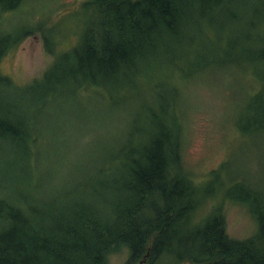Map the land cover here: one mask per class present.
I'll use <instances>...</instances> for the list:
<instances>
[{"label":"trees","instance_id":"obj_1","mask_svg":"<svg viewBox=\"0 0 264 264\" xmlns=\"http://www.w3.org/2000/svg\"><path fill=\"white\" fill-rule=\"evenodd\" d=\"M24 1L0 0V19L17 12ZM199 1L204 2L89 1L94 7L93 11L85 8L91 16L82 37L57 56L39 81L26 87L28 94L44 100L68 86L78 93L97 89L112 102L135 91L144 79L153 83L158 107L144 108V115L136 113L120 151L104 163L115 165L116 175L112 166L109 175L103 165L88 185L80 183V189L52 195V200L49 196L48 201L26 194L29 187L36 190L37 184L44 186L46 181L34 183L23 168L12 184L1 186L0 193L3 187L6 192L0 195V264H103L106 254L120 244L129 249L127 264H158L163 256H168L167 262L174 256V264L180 251L193 264H264V195L248 185L236 182L226 196L247 205L257 219L254 236L230 238L219 209L202 223L191 224L196 223L192 217L203 203L204 188L194 185L182 169L183 126L173 105L179 92L172 83L179 78L189 81L191 73L196 77L211 67L194 61L183 70L163 63L159 47L166 33L173 34L184 21L194 23L187 11ZM12 37L0 32V60L22 38ZM44 39L47 52L53 53ZM256 58L262 67V74H257L262 86L238 120L244 135L264 134V48ZM13 83L0 71V143L10 140L19 146L22 150L8 159L25 165L34 136L26 127L27 112L10 92ZM14 191L20 195L15 200L10 196Z\"/></svg>","mask_w":264,"mask_h":264},{"label":"rangeland","instance_id":"obj_2","mask_svg":"<svg viewBox=\"0 0 264 264\" xmlns=\"http://www.w3.org/2000/svg\"><path fill=\"white\" fill-rule=\"evenodd\" d=\"M89 1L25 0L17 12L0 19V32L14 35V40L22 36L1 58L0 71L14 82L10 92L27 112L26 127L34 136L25 165L8 159L22 150L19 146L10 140L0 143V188L12 184L23 168L34 183L46 181L36 190L29 187L26 194L48 201L49 196L52 200V195L80 189V183L88 185L103 165L109 175L112 166L116 175L115 165L104 163L120 151L136 113L144 115V108L158 107L155 87L144 79L135 91L112 102L97 89L78 93L68 86L44 100L28 94L26 87L39 81L57 56L82 37L91 16L85 8L94 7ZM203 1L187 11L194 23L184 21L173 34L164 35L161 61L183 70L194 61L211 67L196 77L191 73L189 81L179 78L172 83L179 92L173 105L183 126L182 169L194 185L204 188L203 203L192 217L196 223L191 224L202 223L219 209L227 235L245 240L258 232V221L247 205L230 200L226 192L239 182L264 195V134L244 135L237 126L249 99L262 86L256 57L264 48V0ZM4 192L3 187L0 195ZM10 196L15 200L20 195L14 191ZM108 196L113 198L114 193ZM183 255L180 251L174 264L190 263ZM167 258L157 263L174 261V256L168 262ZM128 259V247L120 244L106 254L103 264H127Z\"/></svg>","mask_w":264,"mask_h":264},{"label":"water","instance_id":"obj_3","mask_svg":"<svg viewBox=\"0 0 264 264\" xmlns=\"http://www.w3.org/2000/svg\"><path fill=\"white\" fill-rule=\"evenodd\" d=\"M148 255V253H146V255H145V257L143 258V260H145L146 259V256ZM140 264H142V263H140ZM185 264H193V263H185Z\"/></svg>","mask_w":264,"mask_h":264},{"label":"flooded vegetation","instance_id":"obj_4","mask_svg":"<svg viewBox=\"0 0 264 264\" xmlns=\"http://www.w3.org/2000/svg\"><path fill=\"white\" fill-rule=\"evenodd\" d=\"M144 261V263H145V260H143ZM143 264V263H142Z\"/></svg>","mask_w":264,"mask_h":264}]
</instances>
